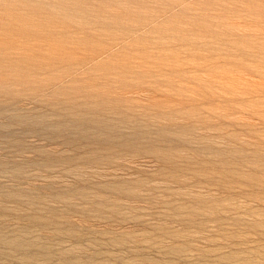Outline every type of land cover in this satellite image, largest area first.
Listing matches in <instances>:
<instances>
[{
	"label": "rangeland",
	"instance_id": "1",
	"mask_svg": "<svg viewBox=\"0 0 264 264\" xmlns=\"http://www.w3.org/2000/svg\"><path fill=\"white\" fill-rule=\"evenodd\" d=\"M0 264H264V0H0Z\"/></svg>",
	"mask_w": 264,
	"mask_h": 264
}]
</instances>
